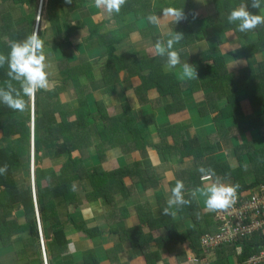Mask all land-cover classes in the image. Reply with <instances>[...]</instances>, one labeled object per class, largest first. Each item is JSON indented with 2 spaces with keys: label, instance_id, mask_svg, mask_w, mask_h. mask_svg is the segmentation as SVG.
<instances>
[{
  "label": "crops",
  "instance_id": "crops-1",
  "mask_svg": "<svg viewBox=\"0 0 264 264\" xmlns=\"http://www.w3.org/2000/svg\"><path fill=\"white\" fill-rule=\"evenodd\" d=\"M48 1L46 10L42 11L39 21L41 30L45 32L47 45L44 46V50L47 62L51 66L49 69V80L53 82L51 89L47 91H56V87L63 83V78L60 77L56 70V64L59 63L67 62L68 66L74 64L72 65L74 66L72 70L85 71L81 74L84 76L93 73L95 78L88 81L84 79V83L75 89L68 87L67 91L61 92L59 99L65 110L61 112L67 116L68 122L73 124L78 120L75 113L82 108L79 99L83 95H88L89 105L88 108L83 110H85V114L89 113L90 116L87 122L77 129L80 133L78 142L83 144L80 148H86V153L83 154L86 160H84L82 171L84 174L88 173L89 175L95 172L100 177L99 180H102L104 184L112 179L113 173L120 169L124 170L126 167H132L130 174L124 178V183L127 188L136 187L133 195L127 201L114 188V183L108 184L107 188L98 193V198L105 195L106 200L115 203L117 209H113L102 198L98 200V207L90 205L91 202H83L80 194L75 190L80 198V203L78 204L80 209L72 214L73 221L77 226L81 225L78 227L79 229H83L82 223L89 227L100 226L102 237L91 241L84 235L82 230L78 231L79 229L69 227L67 232L69 254L63 258V261H69L74 256L76 264H86V256L97 251L103 258L104 264H109V262L111 264H124L127 262L128 264H145V259L134 249L131 240L126 239L124 236L121 238L119 236L121 232L118 233V230L121 229L123 231L126 225L131 228L140 226L143 215L148 219L145 223L146 227H149L150 223L161 219L163 213L162 208L159 207V202L161 199H168L171 194L170 190L175 186L177 179L182 180L184 183L185 196L189 195L190 191L203 189L207 186L201 182L202 177H200L201 179L199 178L201 183L195 178V172L205 166V161L201 159L194 162V159L189 157L180 162L179 153L183 150L185 143L176 139L177 134L182 131L188 138L187 142L196 139L200 146L212 145L213 140L211 138L217 134L218 126L214 117L209 114L200 115V119H198L197 116H194L196 112L185 110V112L171 116L165 110V107L168 104H172L173 96L162 98L160 95L153 93L149 97L151 103L149 105H141L138 90L143 85V79L130 68L138 67L139 65L141 67L142 65H150L151 70L162 69L166 74H171V76L175 74L177 82L183 86L184 84H188L191 87L200 86V90L197 89V94H195V100L194 96H186V94L183 95V98L184 102L188 104L194 102L196 105L203 104L205 107V104H207L206 96L213 90H211L212 87L208 90L201 88L204 85L202 82L211 78L210 76H202V74L205 75L204 70L216 74V77L221 76L217 73L227 72L230 78L221 79L226 80V84L229 87H231V82L235 83L238 77H246L244 72L249 69L250 61H258L254 68L257 75L259 71L264 70V64H259L263 60L262 56H264V53H260L261 57L257 54L255 58H248V53L250 52H247V56L245 53H240L241 49L248 47L257 39V34H247L244 37H239L237 34V23H229L227 20L230 11L245 2V0H240L241 2L238 4V1L233 0L228 7L224 6L225 0H145L148 3V8L139 4V0H127L118 14L111 15L102 9L96 8L94 0H85V3H82L70 14L71 25L78 28V30L70 41L64 42L65 47L62 52L55 43L58 30L51 27V25L55 24L53 20L60 13V9L55 5H48ZM246 2H249V0H246ZM13 4V0H6L5 2L0 0V5H3L6 12H10L8 9L12 8ZM167 7L183 8L187 19L175 24L171 19L166 18L162 20L160 26L149 23L147 17L150 14H157L162 17L161 10ZM19 8L20 15L15 17V19L18 23L19 18V23L23 27L27 23V20L24 19L30 6L24 4ZM193 12L198 13L195 18L193 17ZM12 19L13 16L9 13L0 14V37L5 36L1 26L2 21L6 22ZM133 24L135 26H132ZM173 31L184 34V39L174 46L180 52L181 61H187L196 67V79L199 81L196 80L192 85L189 84L187 79L180 80L178 78L181 70L180 66L170 71L166 68L163 69L162 65H166V57L159 56L155 52V42L157 40L166 41L169 38V33ZM217 33H219L218 37H214ZM227 34L230 38H228ZM5 37L7 38V36ZM137 39H140V41H136ZM3 40L4 42L8 41L6 39ZM219 45L220 50L217 51ZM236 46L239 47L237 48ZM111 48L113 49V55L110 58L108 52ZM151 50L153 53H151ZM193 54H198L199 60L205 58V65L196 66L193 61ZM108 63L110 65H107ZM209 63H213V65H207ZM106 65L122 71L117 75L107 73L106 77ZM125 67H128V69L123 70ZM199 69H201V72H199ZM213 81L211 80L210 83H213ZM106 83L114 87L110 93L109 88H106ZM170 83H173V81ZM217 84L218 87L221 82H217ZM246 99V97H243L240 101L244 102ZM97 103L105 107L104 113L107 119L103 125L106 130L101 128V123L98 124L92 121L93 117L98 113ZM219 103L222 105L225 101L221 100ZM127 108L136 113L138 120L134 122H136L137 126H140L142 133H146L144 135L146 144L142 146L144 148H140L136 154L133 153L132 155L131 153L125 154L126 151L123 149L125 147L120 145L133 142V135L127 127L130 119L128 113L125 112ZM221 109L223 107L219 106V111ZM245 110L246 107H242L239 115L240 120L249 121V119H262L264 117V108L258 112L251 111V113L245 112ZM195 111L199 112L201 110L196 108ZM152 114L156 115L160 123H163V131L171 129L173 131L163 134L156 131L154 126L147 129L146 125ZM162 116L167 117L165 122L160 119ZM225 123L230 125V128H228L231 132L229 140L219 143L220 145L218 144L219 146L216 150L218 155L215 152L212 156H215L219 162H229L233 178L236 180L243 173L238 161L233 157L235 149L241 145H252L256 151H264V149H261L264 147V137L262 136L264 133V120L261 130L255 128L253 132L249 133L242 131L239 136H236L239 131L246 130L243 125L239 124V121L234 118V120L230 119L225 121ZM175 124L177 125L176 127ZM224 129V132L228 130ZM173 141H176L175 145H173ZM160 146H166V149L169 150L171 153L170 160H167L165 155L158 152L157 149ZM128 148L132 147L126 146V150ZM41 156L44 162L48 161L55 169L60 168L62 165V160L54 159L53 154L47 151H44ZM75 156L80 157V153L76 152ZM254 158L255 153L247 155L246 161L252 162ZM89 175L83 181L84 193L94 191V185ZM250 177L252 178V176L247 178ZM254 182L255 179L252 178L247 184L250 186ZM242 192H244V189ZM95 193L94 191L93 194ZM195 198L201 214L212 217V222L207 226L210 229L213 227L214 231L211 230L208 235L218 234L221 229V223L216 215L219 211H209L205 204L206 198L200 192L196 193ZM34 203L37 205L36 198ZM58 205H60L61 220L66 222L70 212L68 213L63 199L58 201ZM122 207H126L127 213H130L127 222L123 223L121 220L123 219L124 211H119ZM178 208L175 209L177 210ZM37 210L38 208H36ZM176 210L174 211L176 212ZM224 211L221 210L220 213ZM172 221H176L179 234L182 237H187L191 226L190 222L187 220L180 222L175 216H173ZM42 238L46 251L43 234ZM101 239H103L102 243ZM22 244L18 239L15 240L13 247L10 248L0 243L1 264H18L15 253L23 249ZM231 247L237 249L238 245L234 243ZM41 251L44 261L42 245ZM134 255L137 256L136 259ZM192 255L188 248L177 246L176 254L171 256V264H187ZM117 259L119 260L118 263Z\"/></svg>",
  "mask_w": 264,
  "mask_h": 264
},
{
  "label": "trees",
  "instance_id": "trees-1",
  "mask_svg": "<svg viewBox=\"0 0 264 264\" xmlns=\"http://www.w3.org/2000/svg\"><path fill=\"white\" fill-rule=\"evenodd\" d=\"M5 1L6 0H3V2ZM37 1L38 0H13V7L8 9L10 12H6L3 5H0V14L9 13L13 16L12 20H7L6 22L2 21L1 23L2 30L5 32L8 41L6 40L7 42H4V40H1L5 38V36L0 37V53L7 56L10 52L9 45L11 42L22 40L32 34L37 21ZM232 1L233 0H225L224 6L228 7ZM236 1H238L237 4L241 2L240 0ZM48 2V5H55L60 9V13L57 14L53 20L55 24L51 25V27L58 30L55 43L60 47L62 52L65 47L64 42L67 40L70 41L71 37L75 35V32L78 30V28L71 25V20L69 19L71 18L70 14L72 11L76 10L77 7L81 6L82 3H85V0H72L71 4L66 3L65 0H49ZM138 3L148 8V3L145 0H139ZM24 4L30 6L24 19L27 20V23L25 26L18 29L17 24L19 23V18L17 23L15 17L20 15L19 7ZM248 4L249 11L254 14L264 15V0H262L260 9L251 8L250 0ZM37 29H39L41 39L45 41V32L41 30L40 24ZM218 34L219 33L215 34L214 37H218ZM237 34L239 37H244L247 34H257V39L248 47L241 49L240 53H245L247 56V52H250L248 53V58H255L257 54L261 57L260 53H264V25L246 33L237 31ZM112 53L113 49L111 48L108 52L110 58L113 55ZM262 58V62L259 63L261 65L264 64V56H262ZM193 61L196 66L205 65V58L199 60L198 54H193ZM249 63L251 64L249 69L244 72L246 77H238L235 83L231 82V87L226 84V80L221 79L230 78L227 72L225 73L227 76L216 77V74L210 71H203L205 75L202 74V76H210L211 78L202 82L204 85L201 88L203 90H208L212 87L211 90H213V92L207 94V104H205L204 110L199 111V113H196L194 116L200 119V115H215L214 120L218 126V131L217 134L213 136L212 145H206L205 147L200 146L196 139L187 142L188 138L184 132L181 131L180 134H177V141L180 140L182 143H185L183 150L179 153L180 162L189 157H192L194 162L203 159L205 161L204 167L212 168L215 171V176L211 177L212 182L219 179L225 184H239V188L237 189L239 192H242L243 189L248 192L264 184V151H256L252 145H241L235 149L233 157L238 161L241 172L243 173V175L236 180L233 178L230 163L219 162L216 160V157L212 155L218 149L219 143L229 140L231 132L228 128H230V125H227L225 121L230 119L234 120L235 118L239 121L240 125L246 128V130L239 131L236 136H239L242 131L249 133L253 132L255 128L258 130L262 129L264 117H262V119H249V121L239 119L242 107L250 106L249 108L251 109H249V111L245 110V112L248 111L249 113H251V111L258 112L264 108V73H262L264 70L259 71L257 75L254 68L258 61L254 60ZM162 67L163 69L166 68L164 65H162ZM127 69L128 67H125L123 70ZM130 69L138 73L143 79V85L140 90H138L141 105H149L151 103L149 97H151L153 93L160 95L162 98L173 96L172 104H168L167 107H165V110L171 116L185 112L186 106L189 104L184 102V94H186V96H194L195 100L197 89L200 90V86L191 87L188 84H184L183 86L177 82L175 74L174 77L171 76V74H166L162 69L151 70L150 65H142V67L139 65L138 67H132ZM73 71L78 73L82 72L81 74H83V71ZM121 71L120 69L107 67L105 75L106 77L107 73L117 75ZM7 72V64H5L4 67H0V87H6L5 81L9 80ZM199 72H201V69H199ZM211 80H214L213 83H210ZM171 81H173V83H170ZM217 82H221V85L218 87ZM13 84L15 87L19 88L17 82L13 81ZM106 87L109 88V93L112 88H114L109 83H106ZM56 88V91L40 90L34 96L33 143L31 130V100L29 101L28 97H24V99L28 101V107L23 112L12 110L0 103V132L3 133L4 141L10 143L9 146L5 144L0 146V166L7 165L6 173L0 174V243L7 248L13 247L16 239L23 243V249L15 253L18 264L45 263L41 251V234H43L45 240V254L47 255L46 264H76L74 256L69 261H63V258L69 254V240L67 238L69 227L79 229L78 227L81 226L75 224L72 216L74 212L80 209L78 205L80 203V198L77 196L75 190L78 191L83 202H91L90 205H96L98 207V200L102 198L107 204L111 205L113 209H117L116 204L106 200L105 195L98 198V193L107 188L106 186L108 184L114 183V188L120 192L124 200L127 201L131 198L136 188H127L124 183V178L130 174L132 167H126L124 170L120 169L113 173L112 179L109 182L106 181L104 184L102 180H99L100 177L95 172L92 175L83 173L82 167L84 160H86L83 154L86 153V148H80L83 144L78 142V135L80 133L77 129L81 125H84L90 116L89 113L85 114V110H83L88 108V95H83V97L79 99L82 108L75 113L78 120L70 124L67 116L61 112L65 110L63 108L64 106L59 101L61 92L68 90L66 80H63L62 85ZM239 92L243 93L242 98H247L243 103L237 97ZM221 100L225 101L222 105L219 103ZM194 106H196V103H194ZM219 106L223 107L221 111H219ZM104 109L105 107L103 105L97 103L98 113L93 117L92 121L98 124L101 123V128L106 130L103 125L107 119ZM125 112H127V110ZM149 118L146 125L147 129L151 126H157L160 122L154 114ZM131 124L137 127L136 122L132 121ZM127 127L130 129L129 123H127ZM224 128L228 130L224 132ZM161 133H170V130L162 131ZM145 134L146 133H143L139 138L140 142L142 141L143 144H146L144 139ZM262 136L264 137V133ZM32 144L34 150L33 188L35 191L32 188L31 182ZM123 149L126 151V147ZM157 150L160 154L165 155L167 160L171 159V153L166 149V146H160ZM44 151L53 154L54 159L62 160L61 167L55 169L53 166L48 167L44 165L41 156ZM76 152L80 153V157L75 156ZM253 153H255V158L252 159V162L246 161L247 155L249 156ZM195 173V178L200 182L202 174L199 171ZM87 175L90 176L92 184L94 185L93 189L96 192L95 194H93L94 191L84 193L83 181ZM247 176H252V178L255 179V182L251 183L250 186H248L246 182ZM191 193L192 191H190L189 195L185 196V199H189L190 203L176 210L178 221L187 220L191 224L187 237H182L179 234L176 221H172V215H163L161 219L150 223L149 227L145 226L148 219L143 215L141 217L142 222L140 226L131 228L126 225L123 231H121V229L118 230V233L121 232L119 233L121 238L124 236L126 239L131 240L134 249L143 256L146 264H155V262L159 261L161 254L166 252V254H170L171 256L175 255L177 246L188 248L196 259L202 262L207 261L210 264H227L225 259L228 258L230 261L232 259L230 256L236 254L235 248H222L206 256L200 238L206 234H210L211 230L214 231L213 227L210 229V227L207 226L212 222V217L201 214L196 198L192 196ZM35 198L37 205L34 203ZM61 199L64 200L68 213L70 212L66 222L61 220L59 213L60 205H58V201ZM166 202V199H161L159 207L162 209L166 207ZM36 208H38L37 211ZM126 209V207L119 209L120 212L124 211V216L121 220L122 223L127 222L130 215V213H127ZM99 227L100 226L89 227L82 223L83 229H79L78 231L82 230L84 235L93 241L102 237V232ZM227 238L232 240L231 236H227ZM102 240L103 239H101V243L103 242ZM235 242L238 246L245 245L243 254L238 257L239 263H244L250 257L258 254L262 245V240L258 241L256 238L249 240V238L246 237H237ZM253 245L256 246L255 249H253ZM153 250H156V253H151ZM136 258L137 256H135V259ZM118 262L119 260L117 259V263ZM85 263L104 264L103 258L97 251L88 254ZM109 264L111 263L109 262ZM124 264H128V262Z\"/></svg>",
  "mask_w": 264,
  "mask_h": 264
},
{
  "label": "clouds",
  "instance_id": "clouds-1",
  "mask_svg": "<svg viewBox=\"0 0 264 264\" xmlns=\"http://www.w3.org/2000/svg\"><path fill=\"white\" fill-rule=\"evenodd\" d=\"M66 3L71 4L72 0H65ZM127 0H94V6L98 9L106 11L108 14H118L122 6L126 4ZM250 6L253 9H260L262 0H250ZM248 2H242L239 6L233 8L227 20L229 23H237L238 31L242 33L255 30L257 27L264 25V15L254 14L248 10ZM162 17L157 14H150L147 19L149 23L155 26H160L162 20L168 18L175 24L187 19V15L183 8L167 7L161 10ZM42 14V10H41ZM38 14L37 26L40 21ZM193 17L198 13L193 12ZM184 39L182 32H170L169 38L164 40H157L154 44V49L157 55L166 57V69L172 70L180 66L178 78L180 80L197 78L196 67L189 64L187 61L182 62L179 50L175 49V45ZM10 52L8 55L0 53V67L8 66L7 75L9 80L5 81L6 87H0V103L6 105L12 110L23 112L28 107V101L24 97H28L32 103V113L34 111V96L40 90H50L52 81L49 80L50 64L47 62V56L44 50V41L41 39L39 29H34L32 34L22 40L13 41L9 45ZM13 81L19 84V88L15 87ZM33 124V116H32ZM33 149V147H32ZM33 154L32 152V167L33 170ZM7 165L0 166V174L6 173ZM198 171L202 174V178H209L201 180L204 184H208L203 189L193 190L191 195L195 196L200 192L205 196V204L209 211L227 210L236 202L237 189L239 184H225L217 179L212 182L215 171L212 168L201 167ZM34 186V175H32ZM185 186L182 180L177 179L175 186L171 188V194L167 199V206L162 209L163 215L175 216L176 212L172 209L180 206L188 205L189 199H185ZM41 245L43 255L45 253L44 242L41 234ZM46 260V254L44 257Z\"/></svg>",
  "mask_w": 264,
  "mask_h": 264
},
{
  "label": "built area",
  "instance_id": "built-area-1",
  "mask_svg": "<svg viewBox=\"0 0 264 264\" xmlns=\"http://www.w3.org/2000/svg\"><path fill=\"white\" fill-rule=\"evenodd\" d=\"M33 174L34 172L32 170ZM207 179L209 178H203V180ZM216 217L221 223L219 233L216 235L206 234L200 239L206 256L207 253L214 252L218 249L232 248L231 245L236 243L235 240H237V237H246L249 240L256 238L258 241L262 240L258 254L250 257L244 263H239L238 257L243 254L245 249V245H241L235 249L236 254L230 257L234 260V264H264V184L248 192L244 191L240 193L237 191L235 204L223 213L219 211ZM227 236H231L233 241L227 238ZM253 246V249H255L256 246ZM192 259H194V263L191 264H210L207 261H199L196 257Z\"/></svg>",
  "mask_w": 264,
  "mask_h": 264
},
{
  "label": "rangeland",
  "instance_id": "rangeland-1",
  "mask_svg": "<svg viewBox=\"0 0 264 264\" xmlns=\"http://www.w3.org/2000/svg\"><path fill=\"white\" fill-rule=\"evenodd\" d=\"M47 1L48 0H38L37 1V4H38V12H39V14H40V11L42 10V11H45L46 10V6H47ZM44 5V6H43ZM22 6V5H21ZM20 6V7H21ZM25 8V7H24ZM26 9V8H25ZM37 18H38V15H37ZM19 25V24H18ZM132 26H135V24H133ZM22 27V24H20L19 26H18V28H21ZM35 29H37V23H36V26H35ZM48 30H50L49 28H48ZM227 36H228V38H230V36L227 34ZM3 39H6L7 40V38L5 37V38H2L1 40H3ZM136 41H140V39H137ZM45 43H44V46L45 45H47V43H46V41H44ZM221 42V41H220ZM0 46H1V44H0ZM237 48L239 47V46H236ZM218 50H220V45L217 47V51ZM151 53H153L152 52V50H151ZM66 65V66H65ZM72 65H74V64H70V66H68V64H67V62H64V63H59V64H56V70H57V72H58V74L60 75V77L61 78H63V80H66V84H67V86L69 87V88H77V87H79V86H81L83 83H84V79H87V81L88 80H94L95 78H94V75H93V73H89V74H87V75H81V73H78V72H74L72 69L74 68V66H72ZM107 65H110L109 63L107 64ZM107 65H106V67H107ZM207 65H213V63H209V64H207ZM83 72H85V71H83ZM217 74H220L221 76H226V74L224 73V72H220V73H217ZM101 77V76H100ZM199 81L198 79H196V78H193V79H187V81L189 82V84H193L195 81ZM51 81V80H50ZM52 85H53V83H52ZM106 88H108V87H106ZM242 96H243V93H241V92H239L238 93V99L239 100H241V98H242ZM241 102H243V101H241ZM250 106H246V110H248L249 111V109H251V108H249ZM31 108H32V103H31ZM196 108H199V110H201V111H203L204 110V106H203V104H200V105H196V106H194V103H190L188 106H186V110L187 111H190V112H196V113H199L198 111H195V109ZM127 113H128V115H129V127H130V129H131V132H132V134H133V142L132 143H130V144H120V145H122L123 147H126V146H130V147H132V148H128V150H126V153L125 154H129V153H131V155L133 154V153H137L139 150H140V148H142V146H143V143H142V141L140 142V140H139V138L141 137V135L143 134L142 133V130H141V128H139L140 126H133L132 124H131V122L132 121H137L138 120V117H137V115H136V113H134L133 111H131V110H129V109H127ZM162 114V113H161ZM33 116V113H32V111H31V117ZM151 116V115H150ZM213 117H215V115H213ZM139 118H140V115H139ZM16 119V118H15ZM160 119H163L164 120V122L166 121V119H167V117H165V116H162ZM177 125L175 124V127H176ZM162 127H163V123H158V125L157 126H155L154 128L156 129V131H158V132H160V130H161V132L163 131L162 130ZM171 131H173L172 129L170 130V132ZM178 137V136H177ZM212 140H213V137L211 138ZM177 140V139H176ZM123 143V142H122ZM7 145V146H9L10 145V143L9 142H5L4 141V136H3V133L2 132H0V146H3V145ZM176 144V141H173V145H175ZM261 149H264V147H262ZM216 154L218 155V151L216 152ZM235 163V162H234ZM44 165H46V166H52L48 161H46V162H44ZM31 167H32V163H31ZM56 169H58V168H56ZM33 172H34V168H33ZM248 177V176H247ZM246 177V182L248 183L249 182V180L251 181L252 180V178L250 177V178H247ZM203 179V178H202ZM119 181V180H118ZM31 182H32V170H31ZM206 185H208V183H206ZM32 188H33V184H32ZM180 207H182V206H180ZM174 210H176L175 209V207L172 209V211H174ZM84 215V214H83ZM87 215H89V213H87ZM177 217V216H176ZM205 236V235H204ZM203 236V237H204ZM202 237V238H203ZM156 250H153V251H151V253H156L155 252ZM167 253V252H166ZM166 253H163V254H161V256H160V259H159V261L158 262H155V264H171V261H170V259L172 258L171 257V255L170 254H166ZM209 253H207V255H208ZM148 257H151V256H148ZM195 256H193L192 255V257H190L189 258V262L187 263V264H191V263H194V259H192V258H194ZM192 259V260H191ZM191 260V261H190ZM232 261V262H231ZM225 262L227 263V264H234V260L233 259H231L230 261H229V259L227 258V259H225ZM145 264H146V262H145Z\"/></svg>",
  "mask_w": 264,
  "mask_h": 264
},
{
  "label": "water",
  "instance_id": "water-1",
  "mask_svg": "<svg viewBox=\"0 0 264 264\" xmlns=\"http://www.w3.org/2000/svg\"><path fill=\"white\" fill-rule=\"evenodd\" d=\"M31 130H32V143H33V139H34V137H33L34 136L33 135V132H34V122H33V124H31ZM32 147H33V144H32ZM32 152H33V149H32Z\"/></svg>",
  "mask_w": 264,
  "mask_h": 264
}]
</instances>
